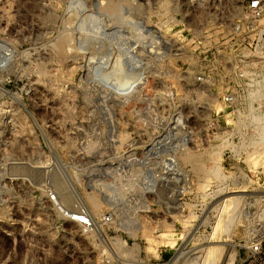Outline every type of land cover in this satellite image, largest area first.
<instances>
[{
	"label": "rangeland",
	"instance_id": "obj_1",
	"mask_svg": "<svg viewBox=\"0 0 264 264\" xmlns=\"http://www.w3.org/2000/svg\"><path fill=\"white\" fill-rule=\"evenodd\" d=\"M104 1L0 0V264H132L174 252L176 264H204L207 247L229 241L222 262L264 226V174L225 172L223 135L205 113L189 116L185 84L153 86L136 33L159 29L161 17L166 31L176 29L177 6L130 0L111 13ZM65 34L79 46L62 58L55 43ZM155 70L163 76L167 66ZM175 113L189 125V143L176 141ZM170 155L185 174L169 173ZM215 162L222 177L207 173ZM235 190L248 195V214L219 234L218 202ZM85 191L102 203L95 223L80 228L56 208L87 210Z\"/></svg>",
	"mask_w": 264,
	"mask_h": 264
},
{
	"label": "built area",
	"instance_id": "obj_2",
	"mask_svg": "<svg viewBox=\"0 0 264 264\" xmlns=\"http://www.w3.org/2000/svg\"><path fill=\"white\" fill-rule=\"evenodd\" d=\"M171 1L177 6L170 18L177 22L176 29L166 31L167 19L161 17L156 23L159 29L144 24L137 30L139 47L146 52L142 59L145 69L154 80L178 79L185 84L190 99L187 102L183 93L181 99L189 116L195 121L198 114L205 113L204 119L213 124L216 134L223 135L221 158L228 166L221 165L225 172L235 176L264 174L260 149L264 142V39L258 34L264 29L258 25V20L264 19V0ZM163 66H167L163 76L154 73ZM175 114L174 125L181 130L176 141L189 143V125ZM173 157H164L169 173L185 174L187 170L176 168ZM63 211L67 219L72 216L92 225L85 208L76 207L73 214ZM108 219V214L103 217ZM233 249L232 259L228 261L227 256L220 264H264V226L249 230L236 240ZM177 259L174 252L166 259L132 264H176Z\"/></svg>",
	"mask_w": 264,
	"mask_h": 264
},
{
	"label": "bare ground",
	"instance_id": "obj_3",
	"mask_svg": "<svg viewBox=\"0 0 264 264\" xmlns=\"http://www.w3.org/2000/svg\"><path fill=\"white\" fill-rule=\"evenodd\" d=\"M159 1L161 0H158L157 4L159 3ZM171 1V0H170ZM164 2V1H163ZM171 3H174V1H171ZM125 4L127 6H129V4H131L130 0H105L104 3L102 4V7L107 10L108 12H111V13H117L120 8L122 6H125ZM164 5H167L166 3H162ZM131 6V5H130ZM101 7V8H102ZM102 8V9H103ZM163 9V8H162ZM177 9V8H176ZM170 10V9H169ZM159 11V10H158ZM165 13V8H164V11ZM167 12V11H166ZM167 15V13H165ZM164 14V15H165ZM173 17V16H172ZM68 18V17H67ZM66 18V19H67ZM69 21V20H68ZM68 28V27H67ZM259 34V37H263L264 39V29L260 30L258 32ZM59 37V36H58ZM57 38V37H56ZM106 41V40H105ZM77 41H75V38L73 36H71L70 34H65V35H62L55 43V50H56V54L58 55V57H66L68 56V54H71V53H75L76 50L78 49V46L77 45ZM105 43V42H104ZM103 43V44H104ZM107 43V42H106ZM79 44V43H78ZM102 45V44H101ZM105 45V44H104ZM107 45V44H106ZM81 46V45H80ZM6 46L2 43H0V64H6L7 63V57L5 55V48ZM104 47V46H103ZM108 47V46H107ZM120 48V47H119ZM108 49V48H107ZM112 50V49H111ZM117 50V49H115ZM121 51V50H120ZM108 52V51H107ZM7 53V52H6ZM115 53V52H113ZM119 53V52H118ZM110 54V53H109ZM116 54V53H115ZM117 55V54H116ZM115 57V55H114ZM113 57V58H114ZM116 59V57H115ZM12 67V66H11ZM130 70V69H129ZM134 70V69H133ZM34 71V70H33ZM41 71V69L39 70ZM261 148V146H260ZM261 151L263 152L264 154V144H263V147L261 149ZM213 152V151H212ZM212 155V154H210ZM209 157V156H208ZM215 161V160H214ZM264 162V159L263 161ZM210 167V166H209ZM211 170H208V174L210 173L211 176L212 175H216V176H221L222 177V172L220 171L219 169V165L217 162L213 163V166L210 167ZM209 168V169H210ZM21 170V169H20ZM32 173V172H31ZM37 173V172H36ZM226 188V187H225ZM240 190H235V191H231L233 193L231 194H224L221 195L222 198L220 200V202H218V205H223V212H221V215L219 216V226L217 227V232L219 234H222V233H227V234H230L231 232V229L232 227L237 224L241 219L242 217H246L248 212L247 211H244L243 209V206L245 204H249V201H247V197L248 195L247 194H239ZM223 192V191H222ZM57 194L58 196L61 198V200H63V202L66 203V196H65V193L61 192V191H57ZM251 198V200H255L257 202V198H255L254 195H251L249 196ZM84 198H85V202L87 204V211L89 210L88 214L89 216L91 217L92 219V224L95 223V219H94V214L95 212H98L99 208L101 207V203H102V199L101 197H99L97 195V193H95L94 191H85L84 192ZM260 198V197H259ZM70 200V199H69ZM250 200V201H251ZM68 201V200H67ZM71 201V200H70ZM248 202V203H247ZM217 204V203H216ZM66 205V204H65ZM59 207V206H58ZM214 207V206H213ZM62 207H59L60 209V212L59 210L56 208V211L58 213H61L62 215H64V211L65 209H61ZM219 208V207H218ZM75 209V208H74ZM222 210V209H221ZM261 211H264V208L261 210ZM68 212V211H67ZM71 214L74 213V211H70ZM78 217V216H76ZM80 218H82L81 216H79ZM69 220L72 222V223H75V224H78V226L80 228L82 227H87L85 224H83V222H81L80 220L78 219H72V216H70ZM89 220V219H88ZM80 231V230H79ZM172 240V239H171ZM170 241V240H169ZM210 241V240H209ZM223 241V240H222ZM220 241L221 243L219 244H216L215 246L211 247H207V250H206V254H205V260H204V264H220L221 260H222V257H223V253H224V244L225 243H228L225 241L222 242ZM214 242V241H213ZM219 242V241H218ZM171 243V241H170ZM233 245V244H232ZM203 249V248H201ZM200 249V250H201ZM206 249V248H205ZM199 250V249H198ZM233 254H234V250L231 251V253L229 254L228 256V261H230L233 257ZM202 260V259H201ZM141 261H144V260H141ZM123 264V263H122Z\"/></svg>",
	"mask_w": 264,
	"mask_h": 264
}]
</instances>
